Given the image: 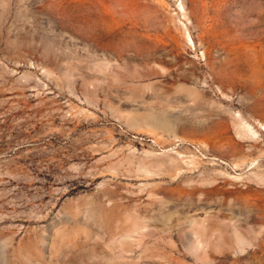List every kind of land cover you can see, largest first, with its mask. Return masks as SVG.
I'll return each mask as SVG.
<instances>
[{
  "label": "rangeland",
  "instance_id": "1",
  "mask_svg": "<svg viewBox=\"0 0 264 264\" xmlns=\"http://www.w3.org/2000/svg\"><path fill=\"white\" fill-rule=\"evenodd\" d=\"M0 264H264V0H0Z\"/></svg>",
  "mask_w": 264,
  "mask_h": 264
},
{
  "label": "bare ground",
  "instance_id": "2",
  "mask_svg": "<svg viewBox=\"0 0 264 264\" xmlns=\"http://www.w3.org/2000/svg\"><path fill=\"white\" fill-rule=\"evenodd\" d=\"M263 125H261V127H262Z\"/></svg>",
  "mask_w": 264,
  "mask_h": 264
}]
</instances>
